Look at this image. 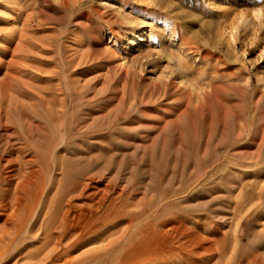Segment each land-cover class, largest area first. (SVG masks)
<instances>
[{"label":"rangeland","instance_id":"374dc122","mask_svg":"<svg viewBox=\"0 0 264 264\" xmlns=\"http://www.w3.org/2000/svg\"><path fill=\"white\" fill-rule=\"evenodd\" d=\"M23 179L0 264H120L159 207L264 264V0H0V198Z\"/></svg>","mask_w":264,"mask_h":264},{"label":"bare ground","instance_id":"6f19581e","mask_svg":"<svg viewBox=\"0 0 264 264\" xmlns=\"http://www.w3.org/2000/svg\"><path fill=\"white\" fill-rule=\"evenodd\" d=\"M7 177L11 175L12 169L7 171ZM29 193V180L23 179L21 182L20 188L15 192V197L7 201L6 199L0 198V221L3 223L0 224V244L5 241L7 238L10 239V243L13 244L15 238H11V230L15 227L13 224L20 215L21 209L26 205L24 200L26 199V194ZM96 209L95 215L100 211L101 203L96 199ZM163 207L156 208L153 211L154 216V226L151 228L154 230L157 229L158 240L153 243L144 242V229L146 227V222L144 221L142 227L139 229V239L134 243V245L129 246L123 253L120 264H204L205 260L212 256L216 249V242H224V237L219 239H208L205 236L201 235L196 230H189L185 225L183 219L176 218H161V212ZM71 210L67 211L64 222L66 225L65 230L70 234V230L81 231L84 235L87 231L84 226L80 225L82 223L80 214L71 215ZM99 218V216H98ZM18 230L22 228L20 224L17 225ZM88 232V231H87ZM95 232V231H94ZM93 232V233H94ZM80 233V232H79ZM98 233V232H97ZM64 234V233H63ZM124 235V233H123ZM77 235H73L76 237ZM240 237L239 235H237ZM98 238V235H95ZM113 235L110 234L108 237L109 241L112 239ZM60 238H63L61 236ZM76 245L75 243L72 244ZM70 241L62 244L60 247L53 252H51L46 260L50 258L57 257V264H86L84 257L90 255V252H84L78 257L71 256L72 247ZM109 246H104V248L95 249L94 260H99L98 257L101 255L102 250H108ZM100 252V253H99ZM106 254V253H102ZM91 262V260H89Z\"/></svg>","mask_w":264,"mask_h":264}]
</instances>
